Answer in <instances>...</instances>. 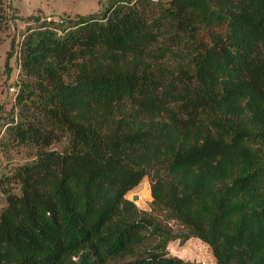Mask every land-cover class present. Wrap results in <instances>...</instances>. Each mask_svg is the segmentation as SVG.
<instances>
[{
  "label": "trees",
  "instance_id": "obj_1",
  "mask_svg": "<svg viewBox=\"0 0 264 264\" xmlns=\"http://www.w3.org/2000/svg\"><path fill=\"white\" fill-rule=\"evenodd\" d=\"M27 32L13 130L36 152L0 264H194L167 249L192 238L264 264V0H113ZM144 177L149 212L125 198Z\"/></svg>",
  "mask_w": 264,
  "mask_h": 264
},
{
  "label": "rangeland",
  "instance_id": "obj_2",
  "mask_svg": "<svg viewBox=\"0 0 264 264\" xmlns=\"http://www.w3.org/2000/svg\"><path fill=\"white\" fill-rule=\"evenodd\" d=\"M113 0H1V8L5 12V22L0 32V210L5 205L4 191L9 190L18 193L16 183L6 181L13 171L34 159L35 147L22 143L14 133L16 123H23L19 107L14 105L13 94L9 88L20 83L19 54L21 43L29 33V28L34 29L42 24L43 20H57L59 17L69 15L89 16L100 14ZM35 12V13H34ZM32 13V14H31ZM39 18V21L25 22L21 18L26 16ZM11 43L13 47H10ZM67 140L62 139L52 144L49 149L63 151ZM147 188L150 193V182L144 177L140 184L129 191L125 198L132 201L137 196V201H132L139 210L150 211L152 201L146 195H142ZM175 231L180 227L174 221H170ZM168 252L171 257H177L185 262L194 264H215V259L209 247L197 239H189L184 243L179 240L168 244Z\"/></svg>",
  "mask_w": 264,
  "mask_h": 264
},
{
  "label": "built area",
  "instance_id": "obj_3",
  "mask_svg": "<svg viewBox=\"0 0 264 264\" xmlns=\"http://www.w3.org/2000/svg\"><path fill=\"white\" fill-rule=\"evenodd\" d=\"M19 67V65H18ZM19 70V69H18ZM9 92L11 94H13L14 98H13V101H15V98H16V95L18 94L19 92V84L17 82V84H15L13 87L9 88Z\"/></svg>",
  "mask_w": 264,
  "mask_h": 264
},
{
  "label": "water",
  "instance_id": "obj_4",
  "mask_svg": "<svg viewBox=\"0 0 264 264\" xmlns=\"http://www.w3.org/2000/svg\"><path fill=\"white\" fill-rule=\"evenodd\" d=\"M138 197L137 196H133L132 201H137Z\"/></svg>",
  "mask_w": 264,
  "mask_h": 264
},
{
  "label": "crops",
  "instance_id": "obj_5",
  "mask_svg": "<svg viewBox=\"0 0 264 264\" xmlns=\"http://www.w3.org/2000/svg\"><path fill=\"white\" fill-rule=\"evenodd\" d=\"M35 13V12H34ZM32 14V13H31Z\"/></svg>",
  "mask_w": 264,
  "mask_h": 264
}]
</instances>
